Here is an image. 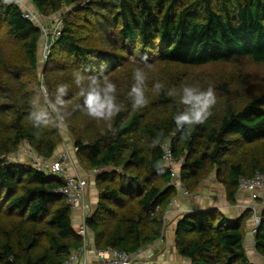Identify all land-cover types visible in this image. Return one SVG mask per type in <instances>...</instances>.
<instances>
[{
  "label": "trees",
  "instance_id": "16d2710c",
  "mask_svg": "<svg viewBox=\"0 0 264 264\" xmlns=\"http://www.w3.org/2000/svg\"><path fill=\"white\" fill-rule=\"evenodd\" d=\"M31 3L50 22L69 10L40 72L42 30L20 5L0 0V264H66L82 246L72 209L57 192L64 178L12 156L27 143L36 155L53 158L63 141L61 118L74 134L81 165L99 171V202L87 225L100 249L134 254L161 238L165 211L178 191L170 184L166 144L189 192L216 172L234 203L240 179L264 172V89L248 96L229 78L190 76L191 69L237 58L264 65V0ZM93 80L116 87L120 110L110 119L88 114ZM60 85L67 90L58 101ZM185 85L211 87L216 98L208 119L191 129L177 128L175 120L188 107L180 103ZM133 86L143 92L140 107L133 106ZM70 100L69 108L62 105ZM261 203L253 236L264 258ZM252 215L251 209L235 219L217 208L187 213L177 223L176 250L186 264H257L246 245Z\"/></svg>",
  "mask_w": 264,
  "mask_h": 264
},
{
  "label": "built area",
  "instance_id": "2783aa9c",
  "mask_svg": "<svg viewBox=\"0 0 264 264\" xmlns=\"http://www.w3.org/2000/svg\"><path fill=\"white\" fill-rule=\"evenodd\" d=\"M7 4H17L23 9V16L26 19L32 20L43 32L42 41L45 42L44 59L46 60L50 53V45L53 39L60 36L62 31L63 19H57L53 27H46L44 16L35 8H30L24 5L23 0H4ZM35 167L44 170L53 175H61L64 178V183L58 188L67 204L71 207L72 212L80 211L82 223L77 227L76 233L82 239V246L79 250L72 252L66 264H147L148 258L154 255L150 251L153 247L150 246L142 249L134 254L127 253L118 249H100L98 248L91 237L87 218L90 215V205L88 204V187L89 181L87 178L68 172L67 167L70 162V153L64 150L58 157L45 159L38 155L32 156ZM164 160L166 166L171 172L170 184L181 189L183 193L189 197L191 193L184 186L180 176V162H178L173 153V149L169 144L164 146ZM97 171V170H95ZM239 191L246 193L250 202L248 209L253 211L251 220L253 221L252 233H255L260 225L259 203L258 200L264 194V172L257 171L251 178L242 177L239 182Z\"/></svg>",
  "mask_w": 264,
  "mask_h": 264
},
{
  "label": "crops",
  "instance_id": "0c3cea01",
  "mask_svg": "<svg viewBox=\"0 0 264 264\" xmlns=\"http://www.w3.org/2000/svg\"><path fill=\"white\" fill-rule=\"evenodd\" d=\"M32 8L34 6L30 4ZM68 172L72 174H77L79 176L85 177L89 181L88 187V197L87 201L90 205L89 214L91 215L97 208L99 202V191L96 186V178L99 171L88 170L84 168L75 159L70 161L67 167ZM219 185L217 180V174L212 173L207 179L204 180L203 184L199 189L200 197H187L181 189H178L176 196L173 198L169 206L167 207L164 214V225L162 230V236L154 244L150 245L156 256L159 257L160 263L156 264H186L187 260L182 258L177 250L175 249V232L178 221L187 213H193L201 210H209L212 208H217L226 214L229 218L235 219L239 218L248 210L249 197L246 193L238 191L236 195V202L230 203L227 198L226 190L224 187ZM264 199V196L262 200ZM248 203V204H247ZM264 204V200L262 202ZM247 205V207H245ZM246 208V209H245ZM80 211L72 213L73 226L75 229L82 223ZM253 221L251 219L247 222L246 227V245L248 254H250V248L253 247L254 250L251 251L257 260L258 254L254 248V236L252 233ZM92 240L95 243V235L93 231L89 228ZM167 246V247H166ZM174 251V254L172 252ZM251 257V256H250ZM260 258H262L260 256ZM264 260V258H262ZM253 261V260H252ZM255 262V261H254ZM260 264V262H256Z\"/></svg>",
  "mask_w": 264,
  "mask_h": 264
},
{
  "label": "rangeland",
  "instance_id": "374dc122",
  "mask_svg": "<svg viewBox=\"0 0 264 264\" xmlns=\"http://www.w3.org/2000/svg\"><path fill=\"white\" fill-rule=\"evenodd\" d=\"M23 2H24V5H27L30 8H32V6L30 5L31 0H23ZM68 10H69V8L66 7L62 11L54 14V16H53L54 19L52 22H50L51 19L44 18V23L46 24V27H48V28H49V26L53 27L54 22L57 19H63ZM44 47H45V42L42 41L41 47H40V55H41L40 64H39V66H40L39 71L40 72L43 71V69L45 67V63H46L45 59H44V56H45ZM174 69L181 72V71L185 70V67L175 66ZM210 69L211 68H209V69L203 68L200 70L191 69V72L190 71L189 72H190V76L192 78L194 76L199 75V76L205 78L207 81H213L214 80L215 82L216 81L218 82V81L228 80L227 78H229L230 80H232L231 82H234V83H237L238 85H240L242 88L241 91L242 92L244 91L248 96H255V95L259 94L264 89V65H259V64L253 63L249 58H237V59H234L230 62H225V63H222L221 65L215 66L211 70ZM246 94H244V95H246ZM73 101L74 100L62 102V105L66 108H69V105L72 104ZM59 124H60L61 132H62L63 141L58 146L54 157H58L64 150H66L70 153V157H71L70 161H73L76 159L78 161V164H81L80 161L78 160L77 156H76V150L74 147V134H73L70 126H68V124L66 123V121L63 118L60 119ZM35 155H36V153L31 149V147L27 143H23L21 145L19 151L12 156L14 159H18L20 161L32 164L33 163L32 156H35ZM213 173H215V172H213ZM53 177L54 178H63V176H61V175H55ZM217 180H218V177H217ZM218 182H219L218 186L221 185L222 187L225 188V186L219 180H218ZM199 189L195 192H190L191 195L189 197H191V198L192 197H196V198L200 197L201 195L199 193H201V192H199ZM263 196H264V194H263ZM262 198H261L259 203L263 202ZM249 202H250V198H249ZM245 207H247V205ZM251 223H252V220H251ZM175 249H176V246H175ZM250 250L251 251L254 250L253 247L250 248ZM251 251L249 254V256H251L250 257L251 260L255 261V263L258 261V262H260V264H264V260L262 258H260L259 255H257L258 258L256 260L254 255H252L253 253H251ZM172 254H174V251L172 252ZM157 262L160 263L161 261L159 260V257L156 256L154 253V255L152 257L148 258L147 264H156Z\"/></svg>",
  "mask_w": 264,
  "mask_h": 264
},
{
  "label": "clouds",
  "instance_id": "9594fccd",
  "mask_svg": "<svg viewBox=\"0 0 264 264\" xmlns=\"http://www.w3.org/2000/svg\"><path fill=\"white\" fill-rule=\"evenodd\" d=\"M135 76L139 83L143 82L144 77L141 70L137 69ZM79 78L78 75V80ZM160 87V84L156 85L157 89ZM88 88L89 91L87 92L85 103L89 109L88 114L90 116L98 119H110L119 112L120 107L116 103L114 95L116 87L112 82L105 80L103 85H99L93 80ZM66 90L67 87L65 85H60L57 88V92L59 93L57 97L58 101L66 93ZM132 93L135 97L133 101L134 107H140L146 103L140 88L133 86ZM173 94L174 92L169 93V95ZM180 103L188 107L175 117L177 128H181L187 124L191 129L197 124H203L208 119L212 114L211 108L215 105L216 98L211 87L204 91L198 86L185 85L183 94L180 97ZM33 116L34 121L39 123L41 115L34 113Z\"/></svg>",
  "mask_w": 264,
  "mask_h": 264
}]
</instances>
